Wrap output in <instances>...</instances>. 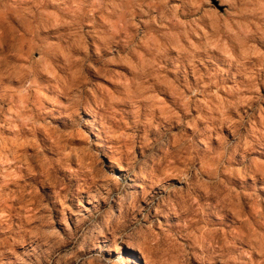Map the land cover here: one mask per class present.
Instances as JSON below:
<instances>
[{
	"label": "clouds",
	"instance_id": "clouds-1",
	"mask_svg": "<svg viewBox=\"0 0 264 264\" xmlns=\"http://www.w3.org/2000/svg\"><path fill=\"white\" fill-rule=\"evenodd\" d=\"M208 2L0 0V19L6 10L19 3L30 6L28 14L33 19L62 29L65 49L73 60L85 61L90 47L98 52L106 48L112 53L111 62L122 61L132 69L139 82L136 100L128 121L123 119V111L111 118L109 127L119 134L114 140L118 138L129 150L139 142L132 133L141 121L140 101L148 93L159 90L156 85L161 83L176 86V110L171 111V123L179 124L184 131L183 146L171 138L153 145V150L164 152L168 158L164 174L158 175L159 170H155L153 175L161 180L177 179L180 187L168 188L166 194L159 196L145 191L135 197L118 188L102 197L109 205L105 211L97 207L95 215L87 218L86 223L82 220L75 230L68 228L66 234L52 227L50 221L34 225L31 217L28 223L21 219L13 230L8 216L9 202L20 199L21 195H35V189L31 193L23 189L31 187L27 184L29 177L38 179L43 174L42 154L38 151L22 154L19 149L31 147V143L7 140L0 132V230L10 231L15 236L13 244L31 248L23 254V264H92L86 252L89 242L106 232L138 242L149 264H160L162 252H167L169 264H188L191 257L201 264H212V260L220 264H264V233L257 232L246 215L241 219L251 230V239L256 241L247 251L235 243H208L199 239L201 230L195 228L201 205L193 193L204 191L206 196H211L225 180L237 176L243 179L241 168L226 167L229 157L243 137L242 130L264 131V50L256 43L264 40V0H220L227 6L224 13L209 12L203 7ZM3 36L4 28L0 26V37ZM3 47L0 40V49ZM117 49L124 55L117 57ZM233 66L237 69L235 75L231 71ZM24 71L27 78L22 80L19 89H10L7 101L0 94V117L12 123L17 138L35 134L31 113L45 98L31 78L32 67ZM3 75L0 72V80ZM189 76H194L195 81L190 82ZM154 116L150 110L145 122L154 123ZM6 126L0 122V129ZM225 127L232 131L234 140L229 141L224 136ZM187 128L192 129L191 135L187 134ZM248 147H252L251 143ZM164 167L162 161L161 168ZM117 196L118 213L112 205ZM141 199L145 207H141ZM236 207L242 212L240 197H237ZM253 213L257 224L264 225V209L254 204ZM173 214L179 218V225H172L168 219ZM161 217L176 227V235L165 230ZM194 236L197 238L193 239ZM257 246L258 261L252 254ZM217 248L219 253H216ZM209 250L214 253L211 259L206 255Z\"/></svg>",
	"mask_w": 264,
	"mask_h": 264
},
{
	"label": "rangeland",
	"instance_id": "rangeland-1",
	"mask_svg": "<svg viewBox=\"0 0 264 264\" xmlns=\"http://www.w3.org/2000/svg\"><path fill=\"white\" fill-rule=\"evenodd\" d=\"M29 7L16 3L0 19V26L4 28V36L0 37L4 45L0 49L3 57L0 72L4 73L0 94L7 101L11 96L10 89L21 87L22 80L27 78L24 70L31 66V78L45 97L31 113L34 135L17 138L12 123L0 117V122L7 125L0 132L7 140L31 143V147L19 149L22 154L30 155L36 151L42 154L43 174L38 179L29 177L27 184L31 187L23 189L28 193L35 189V195H21L20 199L9 202L8 216L13 230L21 219L28 223L31 217L34 225L50 221L52 227L66 234L68 228L75 230L82 220L86 223L87 218L95 215L97 207L105 211L109 205L102 197L118 188L135 197L142 196L145 191L159 196L166 194L168 188L180 187L181 182L177 179L161 180L153 175L159 170L158 175L162 176L168 163L165 153L156 152L153 145L167 138L184 145V131L179 124L171 123V111L176 110V86L157 84L159 90L148 93L140 101L141 121L132 133L139 142L129 150L127 144L113 139L119 134L109 127V123L122 111L125 113L123 119L129 120L139 88L135 73L122 61L111 62L112 53L106 48L98 52L95 47H90L85 61L73 60L65 49L63 30L30 17ZM203 7L209 12L224 13L227 6L220 0H209ZM256 43L264 50V40ZM123 55L117 49V57ZM231 71L235 75L236 67L233 66ZM167 75L171 80V73ZM118 80L122 83H117ZM189 81L194 82L195 77L189 76ZM5 107H9L6 102ZM150 110L155 113L151 124L145 122ZM242 131L243 137L234 146L226 167L241 168L244 178L237 176L225 180L211 196H206L204 191L193 195L201 205L200 218L195 222V228L201 230L199 239L208 243H235L247 251L251 245H256V241L251 239V230L241 216L246 215L253 228L264 233V225L257 224L253 213L254 204L264 209V131L252 128ZM223 133L229 141L235 139L227 127ZM187 134H192L191 128H187ZM162 161L164 168H161ZM9 187L14 189L15 185ZM237 197L243 205L242 212L236 207ZM112 205L118 213V196ZM145 206L141 199V207ZM168 219L172 225L180 224L175 214ZM161 223L166 231L176 235V227L170 226L165 218L161 217ZM118 236V233L106 232L89 242L86 252L92 264H149L148 256L138 242ZM13 239L15 236L10 231L0 230V241L5 242L0 243V264H23V254L26 250L31 251L28 245L13 244ZM219 252L217 248L216 253ZM252 254L257 261L260 259L258 246ZM206 255L211 259L214 253L209 250ZM159 259L160 264H169L167 252H162ZM188 264L201 262L191 257ZM212 264L220 262L212 260Z\"/></svg>",
	"mask_w": 264,
	"mask_h": 264
}]
</instances>
